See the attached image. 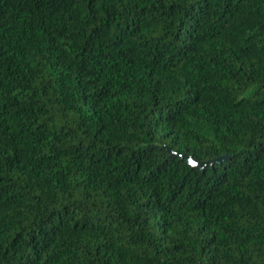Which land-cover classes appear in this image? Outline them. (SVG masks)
<instances>
[{
	"label": "trees",
	"instance_id": "trees-1",
	"mask_svg": "<svg viewBox=\"0 0 264 264\" xmlns=\"http://www.w3.org/2000/svg\"><path fill=\"white\" fill-rule=\"evenodd\" d=\"M0 264H264V0H0Z\"/></svg>",
	"mask_w": 264,
	"mask_h": 264
},
{
	"label": "water",
	"instance_id": "water-1",
	"mask_svg": "<svg viewBox=\"0 0 264 264\" xmlns=\"http://www.w3.org/2000/svg\"><path fill=\"white\" fill-rule=\"evenodd\" d=\"M168 150L174 154V155H178V156H181V157H186L188 159V161L192 164V165H199V166H202V165H205V164H208V163H213L215 161H217L219 158H216V159H212V160H206V161H199L195 158H193L191 155H188V154H184V153H180V152H173L170 148H168Z\"/></svg>",
	"mask_w": 264,
	"mask_h": 264
}]
</instances>
